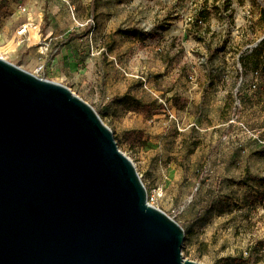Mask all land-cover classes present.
<instances>
[{"label": "rangeland", "instance_id": "rangeland-1", "mask_svg": "<svg viewBox=\"0 0 264 264\" xmlns=\"http://www.w3.org/2000/svg\"><path fill=\"white\" fill-rule=\"evenodd\" d=\"M40 1L44 32L51 15L45 3L52 0ZM90 1H82L78 23L70 18L63 39H55L60 53L45 73L38 71V44L30 55L4 50L0 38V57L61 83L54 72L69 71L70 63L57 60L65 43H74L83 74L69 88L113 131L153 206L184 228V258L264 264V181H244L246 174L264 179V89H251L250 72L233 96L189 91L202 81L210 88L236 82L237 56L264 36V0H99L95 23L87 26ZM58 2L64 11L65 1ZM6 3L0 0V8ZM131 29L140 32H120ZM201 58L212 62L210 76L199 74Z\"/></svg>", "mask_w": 264, "mask_h": 264}, {"label": "water", "instance_id": "water-1", "mask_svg": "<svg viewBox=\"0 0 264 264\" xmlns=\"http://www.w3.org/2000/svg\"><path fill=\"white\" fill-rule=\"evenodd\" d=\"M184 241L97 112L0 57V264H198Z\"/></svg>", "mask_w": 264, "mask_h": 264}, {"label": "crops", "instance_id": "crops-1", "mask_svg": "<svg viewBox=\"0 0 264 264\" xmlns=\"http://www.w3.org/2000/svg\"><path fill=\"white\" fill-rule=\"evenodd\" d=\"M70 2L72 5L76 7V18H74L70 11H69V6L67 5V8L65 10H62V5L58 2V0H52V2H47L45 3V6L49 5L47 3H50V11L51 15L49 16L47 20V28L43 32L41 30V26L43 23V10H42V4L41 1L38 2V0H9V3H6L0 8V26H3L4 29V35H2L0 38H2L1 43H6L4 46V50L9 49H14V50H21V52H28L31 55V48L33 46H36L39 44L42 40L52 37L56 39L58 42L63 39L64 35L62 34L63 32L66 31V26L67 23H69V20H74L76 23H78L80 16V5L84 3L85 0H66ZM83 1V3H82ZM99 1V0H98ZM91 2L89 4V9L91 6ZM2 4V3H1ZM18 5H23L27 8V13L25 12H20L18 11ZM98 6L99 3H97V10L95 12V16L98 13ZM38 11H39V16H38ZM91 11V9H90ZM69 14V16H68ZM92 16V15H90ZM71 18V19H70ZM24 25H28L27 31L24 34H19V31L22 29ZM30 25H33L35 29H30ZM86 31H91V27H87ZM1 30V29H0ZM82 38V37H79ZM76 38L74 35H69V40H75L79 39ZM56 41V42H57ZM89 50H85V54L88 53ZM80 49L76 48L74 43H65L64 49L61 51V54L57 60V63L60 62L62 63V66L64 63L68 62L70 63V69L69 71H65L64 69H68L65 67L63 71L59 69L57 66V71L54 72V75L57 78V81L67 85L71 89H74V79H77V75L79 74V77H81V74H83L82 70H79L77 67V64L75 62V56H81L80 55ZM38 53V52H37ZM38 55V54H37ZM29 57V55H27ZM40 57V56H39ZM238 60V58H237ZM238 66V64H237ZM199 68V74L201 73L202 75L206 73V75L210 76V73H214V66L212 62H210L209 65H205V67H198ZM52 69L51 71H53ZM195 70V67L194 69ZM71 75H69V73ZM200 74V75H201ZM78 77V78H79ZM236 82H237V78ZM233 82L231 85H228L227 87H223L220 84H212L213 88H210L206 83H203V81L200 83H194L191 86H189V91L193 92L195 91V94L197 93H206L207 92H213L214 94L217 93L216 95L218 96L220 94L223 96L224 94H227L229 96H233L234 94L237 93V89H239V85ZM236 83V84H235ZM76 87V86H75ZM262 87V88H261ZM261 89H264L263 86H261ZM260 89V90H261ZM235 92V93H234ZM205 95V94H204ZM213 95V94H211ZM204 97V96H203ZM207 97V96H205ZM218 99V98H217Z\"/></svg>", "mask_w": 264, "mask_h": 264}, {"label": "built area", "instance_id": "built-area-1", "mask_svg": "<svg viewBox=\"0 0 264 264\" xmlns=\"http://www.w3.org/2000/svg\"><path fill=\"white\" fill-rule=\"evenodd\" d=\"M67 5L69 6V11L71 13V15L76 18V7L74 5H72L70 2L64 0ZM18 11L20 12H27V8L23 5H18ZM95 23L94 21V18H89L86 22V25L87 26H93ZM27 28H28V25H24L22 27V29L19 31V34H24L26 33L27 31ZM262 40V39H261ZM261 40H258L257 43H254L253 45H250L248 46V50H252ZM38 52H39V55H40V61H41V64L38 68V71L39 72H43L45 73V70H47L48 67H50L52 65V63L54 62V57L60 53V48L58 47L57 43L55 42V39L52 38V37H48L44 40H42L39 44H38ZM238 58V61H239V58H240V55L237 56ZM206 59L205 58H201L199 59V65H202L204 66ZM239 70L240 71H243V68L240 67L239 65ZM194 78V77H193ZM191 78L192 80H196ZM239 88L241 87V85L244 84V81L243 79H239ZM264 84V80L262 78V76H260L258 73H256L255 75H253V81L251 83V89L253 91H257L260 86ZM238 91V89H237ZM148 202L149 204L153 205V202H154V198L153 197H150L148 195Z\"/></svg>", "mask_w": 264, "mask_h": 264}, {"label": "trees", "instance_id": "trees-1", "mask_svg": "<svg viewBox=\"0 0 264 264\" xmlns=\"http://www.w3.org/2000/svg\"><path fill=\"white\" fill-rule=\"evenodd\" d=\"M97 3L98 0H92L91 2V17L95 18V12L97 10ZM228 7H226L227 9ZM225 9V10H226ZM231 18L230 16H228ZM260 23L264 28V3H261V14H260ZM120 32H125V33H138L140 32L137 29H131L127 31H120ZM239 62L242 65L243 71L238 70L237 73V80H239L240 77L244 74H249L250 72L253 73L254 75L256 73L260 74L264 80V73H261L264 71V36L262 40L250 51L243 52L241 57L239 58ZM253 81V80H252ZM261 87V86H260ZM262 88V87H261ZM126 100V96L120 97L117 99V101L122 102ZM249 180H254V181H264V179L256 176H251L246 174L244 177V181H249ZM186 234V232H185ZM263 241L261 242V244Z\"/></svg>", "mask_w": 264, "mask_h": 264}]
</instances>
